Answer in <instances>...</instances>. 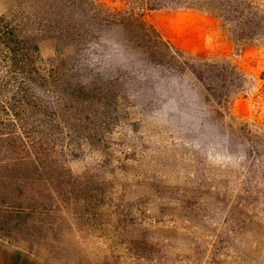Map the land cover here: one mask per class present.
<instances>
[{"label":"rangeland","instance_id":"1","mask_svg":"<svg viewBox=\"0 0 264 264\" xmlns=\"http://www.w3.org/2000/svg\"><path fill=\"white\" fill-rule=\"evenodd\" d=\"M0 236L264 264V0H0Z\"/></svg>","mask_w":264,"mask_h":264},{"label":"water","instance_id":"2","mask_svg":"<svg viewBox=\"0 0 264 264\" xmlns=\"http://www.w3.org/2000/svg\"><path fill=\"white\" fill-rule=\"evenodd\" d=\"M0 264H51L27 248L0 236Z\"/></svg>","mask_w":264,"mask_h":264}]
</instances>
